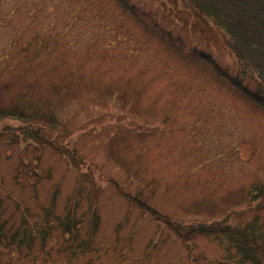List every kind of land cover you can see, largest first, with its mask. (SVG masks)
Masks as SVG:
<instances>
[{"label":"rangeland","instance_id":"rangeland-1","mask_svg":"<svg viewBox=\"0 0 264 264\" xmlns=\"http://www.w3.org/2000/svg\"><path fill=\"white\" fill-rule=\"evenodd\" d=\"M247 1L0 0V264H264Z\"/></svg>","mask_w":264,"mask_h":264},{"label":"trees","instance_id":"trees-1","mask_svg":"<svg viewBox=\"0 0 264 264\" xmlns=\"http://www.w3.org/2000/svg\"><path fill=\"white\" fill-rule=\"evenodd\" d=\"M256 0H251V1H247V3H246V5H251V4H253V2H255ZM261 1H264V0H261ZM246 5H244V8H246ZM238 32V34H239V31H237ZM243 34H245V31L243 32ZM210 230H209V228H207V227H202L201 229H200V232L201 233H203V232H205V234H208V232H209ZM199 232V233H200ZM211 232V231H210Z\"/></svg>","mask_w":264,"mask_h":264}]
</instances>
